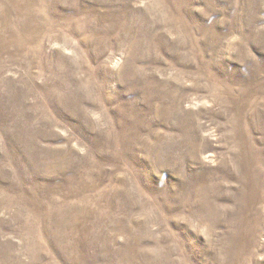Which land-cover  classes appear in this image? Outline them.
<instances>
[{"label":"rangeland","instance_id":"1","mask_svg":"<svg viewBox=\"0 0 264 264\" xmlns=\"http://www.w3.org/2000/svg\"><path fill=\"white\" fill-rule=\"evenodd\" d=\"M0 264H264V0H0Z\"/></svg>","mask_w":264,"mask_h":264}]
</instances>
